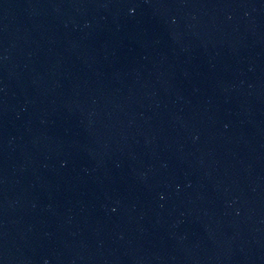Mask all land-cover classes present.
Here are the masks:
<instances>
[{
    "label": "water",
    "instance_id": "1",
    "mask_svg": "<svg viewBox=\"0 0 264 264\" xmlns=\"http://www.w3.org/2000/svg\"><path fill=\"white\" fill-rule=\"evenodd\" d=\"M0 264H264V0H0Z\"/></svg>",
    "mask_w": 264,
    "mask_h": 264
}]
</instances>
